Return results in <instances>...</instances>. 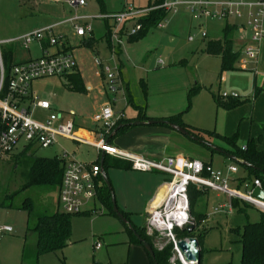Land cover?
Segmentation results:
<instances>
[{
	"label": "rangeland",
	"instance_id": "374dc122",
	"mask_svg": "<svg viewBox=\"0 0 264 264\" xmlns=\"http://www.w3.org/2000/svg\"><path fill=\"white\" fill-rule=\"evenodd\" d=\"M85 2L87 6L76 12L68 6L47 5L44 0H0L1 42L54 26V35L66 41L73 49V57L79 64L82 63L86 87L92 86V90L81 94L67 89L66 81L61 77L35 81L33 92L52 107L49 112L31 107L36 120L62 113V122L73 120L77 128L96 130L102 127L93 123V116L103 104L110 105L117 117L124 116L126 120L138 118L140 114L144 117L151 113L159 114V117L163 114L169 118L182 113L183 122L191 127L226 137L237 135L241 147L250 139H260V148L264 149V92L255 93L256 88L264 85V40L258 67L253 62L242 65L243 55L235 63V70L222 72L220 57L207 55L204 50L209 42L215 41V32L221 34L225 21L215 22L198 17L191 10L180 7L171 11L167 20L150 30L143 39L129 44L121 34L112 36L116 27L118 33L123 27L112 20L95 17L120 12L126 4L143 8L148 0ZM243 14L242 19H232L246 24L248 10L244 9ZM76 15L94 18L79 23L81 26L91 24V32L85 37H78L74 26L65 23ZM133 26L134 23L128 21L124 32L130 31ZM204 32L209 37L203 38ZM120 36L123 44L116 46L115 51H122L118 56L114 55L112 45L117 44ZM90 38L95 40V46H84L83 41ZM37 47L38 42L27 49L17 41L2 46V51L10 49L13 63L18 64L27 59L26 51L29 49L34 59H40L42 56L38 54ZM97 60L102 62V66L96 64ZM158 62L163 64L159 66ZM107 66L118 77L116 85H111L107 77H102ZM191 90H197V94L189 104ZM224 93H235L240 101L245 102L233 109L220 108L214 96L222 97ZM151 129L166 142L168 138L172 147L188 158L203 163L212 162L214 168L223 171L234 164L223 154L212 153L166 126L133 127L114 137L110 146L138 154L135 152L139 146L137 138ZM203 136L211 141L210 137ZM213 143L227 148L218 140H213ZM61 147L75 152L73 155L79 161L94 163L98 160L95 149L63 139L49 149L37 148L23 154L21 145L10 157L0 156V229H13L12 233H0V264H36L37 238L32 228L38 217L62 212L58 200L60 190L32 187L22 191V188L29 180L33 159L60 156ZM239 169V175L243 176L245 170L240 166ZM107 176L118 209L132 213V223L145 228L148 217L146 207L157 188L165 182L166 175L109 168ZM240 191L246 193L243 187ZM26 200H30L33 206L31 217L27 210L21 209ZM204 203L197 208L198 212L208 216L197 231V235H204L201 264H241L240 234L234 230L240 228L242 233L244 226L259 220L263 211L240 201V206L233 208L230 214L227 196L221 193L218 196L214 192H210L208 206ZM223 205L224 209H221ZM215 209L219 211L214 213ZM88 210L89 215L73 218L71 241L64 250L41 257L38 264H150L149 254L142 244L129 245L127 225L118 216L112 215L109 206L96 200ZM97 243L101 245L99 250H96Z\"/></svg>",
	"mask_w": 264,
	"mask_h": 264
},
{
	"label": "built area",
	"instance_id": "2783aa9c",
	"mask_svg": "<svg viewBox=\"0 0 264 264\" xmlns=\"http://www.w3.org/2000/svg\"><path fill=\"white\" fill-rule=\"evenodd\" d=\"M51 3H63L74 11L86 7L85 0H48ZM180 7L191 10L198 17L214 21H229L232 18L242 19L243 10L247 9L246 27L251 31L250 41L245 45L241 60L242 65H249L258 60L260 45L264 40V0H164L161 4L153 5L146 9L135 8L133 5L126 6L122 11L113 14H102L95 19L112 20L122 28L121 33L116 32L112 36H130L138 34L143 28L142 19L148 17L152 12L164 10L170 14L171 11ZM90 16L76 15L69 20L74 25L78 37H85L91 32V24L81 26L80 22L93 20ZM132 21L133 28L124 32L126 23ZM54 27H46L34 33L26 34L14 40L0 41V156L10 157L15 150L22 145L23 151L33 149H49L58 143L59 139H66L74 143L85 145L98 152V158L104 154L118 159L128 161L132 168L139 172H159L166 175L163 185L162 196L157 198L154 207L147 217L146 232L152 238L154 248L161 252L168 245H173V256L170 264H188L178 248L175 231L186 230L189 225H195V219L191 213L189 198V187L196 186L198 189L224 194L229 199L228 213L233 212L232 201L240 200L251 206H255L264 212V201L253 196L256 188H262L260 180H254L243 184L246 193L243 194L237 185L231 188L234 179H231L223 170L214 168L212 165L191 158L168 157L165 161H151L143 156L121 151L110 146L108 137L122 116L117 117L110 105L102 107L93 116V122L102 128L94 131L93 138H87L79 133L74 121L61 122L59 114H52L43 120H36L32 116L31 107L43 111L51 110L48 101L40 100L31 91L32 84L41 79L61 77L65 78L77 72L78 64L69 51H58L51 53L49 49L43 50L40 59H31L27 62L14 64L11 74L7 77L2 46L20 42L25 48L34 43L48 42L50 47H60L63 39L56 37L53 33ZM245 29V27H241ZM112 45L114 55L116 46L123 44L122 37ZM207 34L203 33V38ZM193 41V39H190ZM98 66L102 62L96 61ZM104 75L111 85H116L118 77L112 69L104 68ZM115 89V88H113ZM222 98L238 99V96L224 93ZM29 151V152H30ZM59 159L65 161L64 174L59 191V204L62 212L68 215H79L90 213L89 205L98 200L99 190L103 186L101 166L94 163H86L77 160L72 153L64 149ZM231 174H237L238 168H228ZM237 184V183H235ZM241 187V188H242ZM224 209V206L220 207ZM216 209L215 212H218ZM93 212V211H92ZM13 229L5 227L0 233H12ZM101 245L96 244V250Z\"/></svg>",
	"mask_w": 264,
	"mask_h": 264
},
{
	"label": "trees",
	"instance_id": "16d2710c",
	"mask_svg": "<svg viewBox=\"0 0 264 264\" xmlns=\"http://www.w3.org/2000/svg\"><path fill=\"white\" fill-rule=\"evenodd\" d=\"M163 1L164 0H160L157 4H161ZM168 15L169 13L164 10L152 12L150 15H148V17L142 19V30L138 32V34L130 36L127 39L128 42L135 43L143 39L150 30L156 29L160 25H162L167 20ZM236 28L237 27L234 25L227 24L223 30V38L217 41L209 42L204 50L207 55L220 57L222 72L235 70V63L241 57V52L240 50L236 49L234 41V34L237 30ZM95 43V40L93 38H90L85 42L84 45L86 47H94ZM63 51L67 52L68 50L65 49ZM2 54L6 74L7 77H9L14 66L13 52L10 49H5L4 52L2 51ZM64 79L66 81L65 86L70 91L81 94L86 93L82 77L78 72L71 75H67ZM260 92H264V85L262 88H256V95ZM196 94L197 90L190 91L189 104L191 103L192 98ZM214 98L218 107L223 109H233L245 102L244 100L240 101L239 99L224 100L221 96H214ZM144 119V116L140 118V120ZM159 120L183 127L193 138L197 139L195 140L191 137L186 136L189 140L204 146L212 153H215L217 151H215V149H213L209 145L219 148L227 154L236 157V159L239 161L237 164L245 170V174L243 176H239L234 179L233 184L237 183L238 188H241L246 182L260 180L262 183V188L264 190V151L258 149V143L260 142V139L258 141L250 139L245 146L241 147L238 145L237 135L232 137H226L217 134L216 132L191 127L183 122L182 113L178 114L177 116H172ZM132 122L133 121L121 119L109 135V142L117 135L122 134L126 132L129 128H131L133 126ZM127 124L128 126H125ZM154 125L169 127L167 124L164 123H158ZM120 126L122 127L116 132L113 137H111L112 133ZM203 135L210 137L211 141L205 139ZM213 140H218L224 143L227 148L215 146ZM29 151L30 148L24 150L22 153L25 154ZM241 162L247 163L253 166L254 168L246 167L242 165ZM96 163L101 166V156L98 158ZM206 164L212 165V162H208ZM64 165L65 161L59 159V157L57 156H55L54 158H34L29 171V180L26 185L22 188V191H26L32 187H49L51 189L60 190L64 174ZM103 168L107 175V171L109 168L130 171L132 170V164L122 159L105 156ZM101 180L103 181V186L99 190L98 200L101 201L104 205L109 206V208L112 210V215L117 216L113 212L112 192L108 189V187H105L103 175L101 177ZM207 194L208 191L198 189L194 185H191L189 187L191 213L196 222V230L192 233H189L187 230H176L175 235L177 240L180 241L196 238L198 239L201 247L204 235H197V231L200 230L202 224L207 220V216L203 213L198 212L197 208L199 206H203L202 203L205 200ZM232 206L233 208L239 207L240 200H233ZM21 209L27 210L29 212L30 217L33 214V206L30 200H26L25 203L22 205ZM119 211L124 216V218L128 220L131 226L130 228L126 224L127 232L130 236L132 244H142L141 241H139L138 239L142 238L153 249L154 257H151L149 255L151 264H170V259L173 256V245H168L166 249L161 252L157 251L154 248L152 238L147 235L146 228L136 227L132 223L131 213H127L122 210ZM84 215H88V213L86 212L79 215H68L63 212L57 211L52 215H46L37 218L36 224L32 228V231L36 234L37 238L36 264H38V261L41 257L47 254H52L64 250V248L71 241L73 218L75 216ZM234 232L240 234V243L242 245L241 264H264V212H260L259 220H257L256 222H248L242 229V233H240V228L235 229ZM63 264H65V262H63Z\"/></svg>",
	"mask_w": 264,
	"mask_h": 264
},
{
	"label": "crops",
	"instance_id": "0c3cea01",
	"mask_svg": "<svg viewBox=\"0 0 264 264\" xmlns=\"http://www.w3.org/2000/svg\"><path fill=\"white\" fill-rule=\"evenodd\" d=\"M45 2H46V4L47 5H50V6H53V7H57V6H62V7H65V6H68V5H66V4H63V3H51V2H49L48 0L46 1V0H44ZM160 0H148V4H146L145 6H143V8L142 9H146V8H148V7H151V6H153V5H157V3L159 2ZM213 1H221V0H213ZM252 1V0H251ZM62 4V5H61ZM126 6H128V4H126L125 5V7ZM69 7V6H68ZM124 7V8H125ZM70 8V7H69ZM84 8V7H83ZM71 9V8H70ZM81 9V8H80ZM71 10H73V9H71ZM79 10V9H78ZM74 11V10H73ZM73 18V17H72ZM72 18H70V19H72ZM70 19H68V20H66L65 21V23H68V24H72L71 22H69V20ZM214 21V20H213ZM215 22H217V21H215ZM223 22V21H222ZM225 24L222 26V32H221V34L219 33H214L213 35H214V39H215V41H217V40H220V39H222L223 38V30H224V28H225V26L227 25V24H230V25H234V26H236L237 28V30H236V32H235V34H234V41H235V46H236V49H238V50H240V52H241V56H243L242 54H243V50H244V47H245V45L250 41V38H251V31L250 30H248L247 29V27H246V24H245V22H239V21H236V20H234V19H231V20H229V21H225L224 22ZM73 25V24H72ZM74 26V25H73ZM245 27V29H241V27ZM54 27V26H53ZM126 27V26H125ZM44 28H46V27H44ZM44 28H42V29H44ZM55 28V27H54ZM75 29V28H74ZM41 30V29H40ZM53 31H54V29H53ZM77 35V34H76ZM207 37H209V35L207 34ZM87 41V40H86ZM86 41H83V44H85V42ZM129 43V42H128ZM45 44H46V46H45ZM63 45L62 46H58V47H50L48 44H47V41H44V42H42V43H38V50H37V52H38V54L39 55H41V56H43V50L45 49V48H47V49H49V51L51 52V53H55V52H58V51H63V50H65V49H67L70 53H72L73 55H74V52H73V49H72V47L66 42V41H63V43H62ZM130 44V43H129ZM85 46V45H84ZM95 46V45H94ZM260 47H261V45H260ZM27 50V49H26ZM27 52V59L26 60H24V61H22V62H20V63H24V62H27L28 60H31V59H34L33 58V56H32V54H31V49H29L28 51H26ZM121 50H119V49H117V51H116V55H120L121 54ZM260 55V54H259ZM20 63H18V64H20ZM253 63H256V67H258V65H259V63H260V61H259V57H258V60L256 61V62H253ZM77 64H78V68H77V72L81 75V77H82V80H83V83H84V86H85V89H86V93L88 92V91H90V90H92V86H88V87H86V82H85V80H84V75H83V73H84V67H83V65H82V63H80L79 64V62L77 61ZM163 63H161V62H158V65L159 66H161ZM251 64V63H250ZM104 74L102 75V77L104 78ZM31 91L33 92V84H32V87H31ZM34 93V92H33ZM85 93V94H86ZM34 94H36V93H34ZM37 95V94H36ZM37 97L39 98V96L37 95ZM106 105H108V104H103V106H101L97 111H99L102 107H104V106H106ZM36 109H38V110H41V109H39V108H36ZM43 111V110H42ZM49 111H52V107H51V110H49ZM49 111H45V112H49ZM96 111V112H97ZM95 112V113H96ZM60 116H61V122H62V119H63V114L62 113H58ZM159 114H153V113H151V115L150 116H145L144 118V120H140V118L143 116L142 114H140V116H138V118H132L130 121H133L132 123H134V122H137V121H141V122H144V123H146V122H148L147 120H159V119H164V118H167V117H164L163 116V114H160V117L158 116ZM122 119H124V120H126V118L124 117V116H122ZM73 121V120H72ZM75 123V122H74ZM94 123V122H93ZM95 124V123H94ZM150 126H157V125H148V124H141V125H138V126H132L131 128H133V127H135V128H137V127H150ZM131 128H129L128 130H130ZM78 130H79V133L82 135V136H84V137H87V138H93L94 137V134H93V132L94 131H97V130H99V129H96V130H94V129H84V128H78ZM127 130V131H128ZM141 135V134H140ZM166 137H168V136H166ZM163 137L160 135V134H158V133H156L155 132V130L153 129H151V130H149V131H144V134L142 135V136H140V137H138L137 139L139 140L138 141V144H139V146L135 149V152H137L138 154H135V155H140V156H143V157H145L146 159H148V160H151V161H165L168 157H176V158H188V157H186V156H184L183 154H182V152H180V150H177V149H175L174 147H172V145H171V143L169 142V139L167 138V140H168V142H166L164 139H162ZM63 140H66V139H63ZM69 141V140H68ZM70 142H72V141H70ZM72 143H74V142H72ZM76 145H81V144H78V143H75ZM171 145V146H170ZM83 146H85V145H83ZM65 148L64 147H61V153H62V151L64 150ZM119 149V148H118ZM258 149L259 150H261V151H264V149H262V148H260V142L258 143ZM119 150H121V151H125V150H122V149H119ZM22 151H23V149H22ZM31 152V151H30ZM70 152V151H69ZM125 152H127V151H125ZM71 153V152H70ZM127 153H130V152H127ZM72 154H75V152H73ZM131 154H134V153H131ZM58 157V156H57ZM233 162V161H232ZM231 166H235V167H237L238 168V173L237 174H231V173H229L228 172V168H227V170L226 171H224L225 173H227L228 174V176L231 178V179H235V178H237V177H239L240 175H239V165H237V163L236 162H234V164H231L229 167H231ZM132 170H134L133 168H132ZM134 171H136V170H134ZM139 172V171H138ZM144 173H147V172H144ZM163 185H164V183L162 184V185H160L158 188H157V190H156V193H155V195L154 196H152V198H151V201L148 203V205H147V207H146V216H148L149 215V212L151 211V209L154 207V205H155V202H156V200H157V198H159L160 199V197L162 196V193H163ZM232 186H236L237 184H231ZM218 196H219V194H217ZM209 196H210V191H208V194H207V196L205 197V205L206 206H208L207 204L209 203ZM224 206V205H223ZM216 210V209H215ZM215 210H214V213H215ZM129 213V212H128ZM132 214V213H131ZM88 215H89V213H88ZM207 216V215H206ZM207 219H208V216H207ZM207 221V220H206ZM146 228V227H145ZM129 245L130 246H132V245H134V244H132V242H131V240L129 241ZM200 249H201V247H200ZM149 254V253H148ZM150 264H151V262H150Z\"/></svg>",
	"mask_w": 264,
	"mask_h": 264
},
{
	"label": "water",
	"instance_id": "95a60500",
	"mask_svg": "<svg viewBox=\"0 0 264 264\" xmlns=\"http://www.w3.org/2000/svg\"><path fill=\"white\" fill-rule=\"evenodd\" d=\"M158 123H164V124H167L171 129L179 132L180 134L184 135V136H187V137H191L193 138L183 127L179 126V125H176V124H172V123H169V122H166V121H149V122H141V121H137V122H134L132 123V125L134 126H138V125H141V124H148V125H154V124H158ZM125 126H128L125 125ZM122 126L118 127L111 135V137H113L116 132L121 128ZM195 140H197L196 138H193ZM108 143H109V140H108ZM202 143V141H201ZM210 147H212L213 149H215V151H217L218 153L220 154H223L225 155L227 158H229L231 161L233 162H236L238 163L239 161L236 159V157L230 155V154H227L226 152H224L223 150L219 149V148H216L212 145H209ZM104 157L105 155L103 154L102 157H101V170H102V175H103V178H104V182L105 184L107 185L108 189L112 192V204H113V212L125 223L127 224L130 228V224L128 222L127 219L124 218V216L120 213L117 205H116V201H115V197H114V193H113V190H112V186H111V183L109 181V178L108 176L106 175L105 171H104V168H103V164H104ZM242 163V162H241ZM242 165L246 166V167H249V168H254L253 166L247 164V163H242ZM253 196L255 198H258L260 200H263L264 201V190L261 189V188H256L253 192ZM186 230L189 232V233H192L196 230V226L195 225H189ZM139 241H141V243L143 244V246L145 247V249L147 250V252L149 253V255L151 257H154V251L153 249L151 248V246L145 242L142 238H138ZM178 248L179 250L181 251V253L183 254L186 262L188 264H201V249H200V243L198 241V239L196 238H191L189 239V241H180L178 243Z\"/></svg>",
	"mask_w": 264,
	"mask_h": 264
}]
</instances>
